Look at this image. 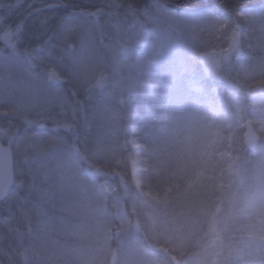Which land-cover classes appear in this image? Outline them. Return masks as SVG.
<instances>
[{"label":"rangeland","instance_id":"374dc122","mask_svg":"<svg viewBox=\"0 0 264 264\" xmlns=\"http://www.w3.org/2000/svg\"><path fill=\"white\" fill-rule=\"evenodd\" d=\"M148 1L0 0V141L14 175L0 264H264V0L224 17ZM149 92L188 117L169 178L148 176L126 140ZM216 108L230 165L194 134L191 115ZM63 123L44 152L28 147Z\"/></svg>","mask_w":264,"mask_h":264},{"label":"trees","instance_id":"16d2710c","mask_svg":"<svg viewBox=\"0 0 264 264\" xmlns=\"http://www.w3.org/2000/svg\"><path fill=\"white\" fill-rule=\"evenodd\" d=\"M122 2H131L139 7L147 5L148 0H121ZM166 6H173L178 8H188L199 11H213L220 16H226L227 12L233 10H241L254 5L251 1L242 4L244 0H160ZM219 3V6L217 3ZM32 3V2H31ZM30 3V5H31ZM28 6L29 11L32 7ZM152 94L149 92V97L145 100L144 110L139 107L133 110L131 114V120L133 122V130L131 134L127 135V141L134 142L138 146L137 156L141 160L143 166L147 169V175L161 176V178L170 177L173 172L172 163L175 160L173 155L176 152L177 160L180 159L181 151H183L186 142V117L183 118V107L176 109L169 108V104L163 103L162 105H154ZM168 101V100H167ZM156 103V102H155ZM182 111V112H181ZM190 117V116H189ZM192 118H198L201 120V126H197L194 134H203L204 141L210 145H219L217 156L219 160L224 161L227 164H231L229 153L222 148L226 143L231 145V138L227 136V130L224 119L220 109L214 111H205L203 109H197ZM198 138V137H197ZM203 144V143H202ZM223 145V146H222ZM169 160V164L167 160ZM168 177V178H169ZM151 196V195H150ZM244 236H240V239H244Z\"/></svg>","mask_w":264,"mask_h":264},{"label":"snow or ice","instance_id":"6c2138e0","mask_svg":"<svg viewBox=\"0 0 264 264\" xmlns=\"http://www.w3.org/2000/svg\"><path fill=\"white\" fill-rule=\"evenodd\" d=\"M81 15H94V13L88 12L85 13L83 10L81 11ZM22 25H20L18 27V32L22 31ZM39 47H43V45H40ZM27 59L29 61H31L32 57L28 56ZM47 80L50 83H57L59 81V76L58 74L53 71L50 70L47 73ZM29 125L32 124L31 121L27 122ZM63 127L65 130H69L70 129V125L67 123H63V125L60 124H55V127L53 129H45L43 132H37L35 133V136L38 137V140L34 143H32L31 145H29L28 147H30L32 149V151L36 152V153H40V152H44L46 146H47V141L51 139V132L54 130H57L59 127ZM40 128H44V124L40 123L39 124ZM11 154L9 152V156H8V164L7 167H5L4 165V161H3V157L0 156V200H3L5 198L8 197L9 195V185L12 182V166H11ZM22 163L24 164H28L29 160L27 157H25L22 161ZM21 187L23 186L22 184L20 185ZM15 196V194H14Z\"/></svg>","mask_w":264,"mask_h":264},{"label":"water","instance_id":"95a60500","mask_svg":"<svg viewBox=\"0 0 264 264\" xmlns=\"http://www.w3.org/2000/svg\"><path fill=\"white\" fill-rule=\"evenodd\" d=\"M54 86H59L64 84V80H62L59 77V81L57 83H52ZM243 142H244V146L249 150V151H254L255 148L257 147V145L260 142V137L258 136V134L255 132L253 124L251 121H246L245 126H244V134H243ZM0 156L3 157V161H4V165L5 167H7L8 164V156H9V151L5 148V146H3L0 142ZM11 162H12V158H11ZM12 166V173H13V163H11ZM13 179L14 176H12V182L9 185V192L10 189L13 185ZM6 199V198H5ZM5 199L0 200V202H3Z\"/></svg>","mask_w":264,"mask_h":264}]
</instances>
